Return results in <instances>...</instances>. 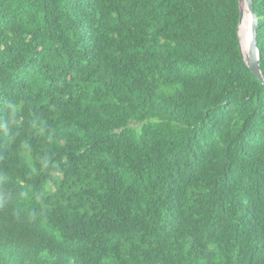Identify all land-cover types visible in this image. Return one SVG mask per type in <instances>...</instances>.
Instances as JSON below:
<instances>
[{
	"label": "trees",
	"instance_id": "1",
	"mask_svg": "<svg viewBox=\"0 0 264 264\" xmlns=\"http://www.w3.org/2000/svg\"><path fill=\"white\" fill-rule=\"evenodd\" d=\"M240 18V0H0V264H264Z\"/></svg>",
	"mask_w": 264,
	"mask_h": 264
},
{
	"label": "water",
	"instance_id": "2",
	"mask_svg": "<svg viewBox=\"0 0 264 264\" xmlns=\"http://www.w3.org/2000/svg\"><path fill=\"white\" fill-rule=\"evenodd\" d=\"M243 3L245 5H243ZM241 5V18H240V24H239V36H240V26L243 22L245 11H248L251 15V48H250V54L247 58L244 51V58L250 69L253 71V73L259 78V80L264 84V73L261 68V51L258 46V29H259V16L255 13L254 10V0H240ZM241 42V37H240ZM242 47V42H241ZM243 50V47H242Z\"/></svg>",
	"mask_w": 264,
	"mask_h": 264
},
{
	"label": "bare ground",
	"instance_id": "3",
	"mask_svg": "<svg viewBox=\"0 0 264 264\" xmlns=\"http://www.w3.org/2000/svg\"><path fill=\"white\" fill-rule=\"evenodd\" d=\"M243 5H245L243 3ZM240 37L242 42L243 51L246 57H249L250 48H251V15L248 11H245L243 22L240 26Z\"/></svg>",
	"mask_w": 264,
	"mask_h": 264
}]
</instances>
